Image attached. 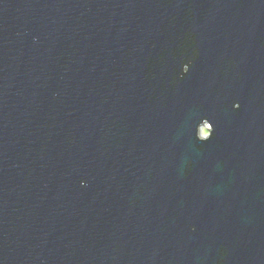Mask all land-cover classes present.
<instances>
[{"label":"water","instance_id":"obj_1","mask_svg":"<svg viewBox=\"0 0 264 264\" xmlns=\"http://www.w3.org/2000/svg\"><path fill=\"white\" fill-rule=\"evenodd\" d=\"M0 264H264V0H0Z\"/></svg>","mask_w":264,"mask_h":264},{"label":"rangeland","instance_id":"obj_2","mask_svg":"<svg viewBox=\"0 0 264 264\" xmlns=\"http://www.w3.org/2000/svg\"><path fill=\"white\" fill-rule=\"evenodd\" d=\"M208 133V125L204 124L201 128H200V134L201 135H206Z\"/></svg>","mask_w":264,"mask_h":264},{"label":"snow or ice","instance_id":"obj_3","mask_svg":"<svg viewBox=\"0 0 264 264\" xmlns=\"http://www.w3.org/2000/svg\"><path fill=\"white\" fill-rule=\"evenodd\" d=\"M185 71H187V68H185Z\"/></svg>","mask_w":264,"mask_h":264}]
</instances>
